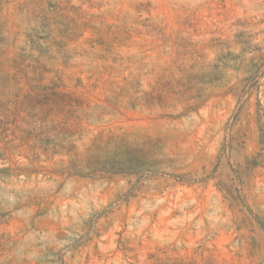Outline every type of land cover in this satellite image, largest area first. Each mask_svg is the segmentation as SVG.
I'll list each match as a JSON object with an SVG mask.
<instances>
[{"label":"rangeland","instance_id":"rangeland-1","mask_svg":"<svg viewBox=\"0 0 264 264\" xmlns=\"http://www.w3.org/2000/svg\"><path fill=\"white\" fill-rule=\"evenodd\" d=\"M0 264H264V0H0Z\"/></svg>","mask_w":264,"mask_h":264}]
</instances>
